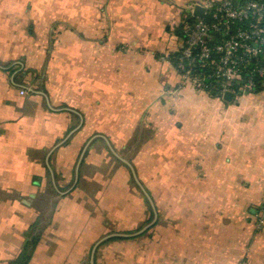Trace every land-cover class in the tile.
Returning a JSON list of instances; mask_svg holds the SVG:
<instances>
[{
	"label": "crops",
	"instance_id": "obj_1",
	"mask_svg": "<svg viewBox=\"0 0 264 264\" xmlns=\"http://www.w3.org/2000/svg\"><path fill=\"white\" fill-rule=\"evenodd\" d=\"M198 1L0 0V264L37 228L29 264H264V90L226 101L161 59ZM148 195L156 253L101 252V215L145 221Z\"/></svg>",
	"mask_w": 264,
	"mask_h": 264
},
{
	"label": "built area",
	"instance_id": "obj_2",
	"mask_svg": "<svg viewBox=\"0 0 264 264\" xmlns=\"http://www.w3.org/2000/svg\"><path fill=\"white\" fill-rule=\"evenodd\" d=\"M195 5L204 8L194 14ZM181 25L182 48L170 61L184 83L237 99L264 90V0H199ZM25 94V90H21ZM255 226L264 229V203Z\"/></svg>",
	"mask_w": 264,
	"mask_h": 264
},
{
	"label": "rangeland",
	"instance_id": "obj_3",
	"mask_svg": "<svg viewBox=\"0 0 264 264\" xmlns=\"http://www.w3.org/2000/svg\"><path fill=\"white\" fill-rule=\"evenodd\" d=\"M21 94V91H20ZM22 95V94H21ZM114 174V172H112V175ZM36 179H33L31 184H30V188L35 189V183ZM129 187V190H132V188H134L135 186L131 183L129 185H127ZM102 188V187H101ZM34 196V195H32ZM48 197V196H46ZM42 203L46 202V200H44V198H41ZM41 203V202H40ZM54 206V205H53ZM44 209H49L50 206L46 205L43 207ZM158 212V210H157ZM51 211L48 212V217H51ZM107 215L105 216L106 221H104V218L101 215V252L105 249H112V250H118L119 249V245H131V247H129V249L132 250V252L135 253V256H144L145 251H150V253L152 252L151 255L155 254L157 251V246H152L153 242H151L153 240V238L151 237L152 234H155V237L157 238V235L160 234L161 232V219L158 213L157 219L155 224H153L152 226H150L148 229H146L143 233L136 235V236H120L122 238H113L115 236H110L107 237L113 233H123V234H132L135 233L139 230H141L143 227H145L148 223H150L152 221L153 218L150 219V216L147 220H143V221H138V222H133L130 223L128 225H124L120 223L119 219H116V217H118L115 212L111 213L110 211H106ZM120 214V212H119ZM149 215V213H148ZM116 216V217H115ZM45 217V216H44ZM154 217V216H153ZM150 219V220H149ZM42 230V231H41ZM33 231V235L35 236H39V238L42 236L43 233V229H32ZM41 231V232H39ZM152 233V234H151ZM33 237V236H32ZM154 237V239H155ZM116 246V247H115ZM99 247H100V243H99ZM114 248V249H113ZM103 253H101L102 255ZM123 255V254H122ZM120 259L119 261L123 262L125 260H127V257L125 255L121 256L119 255ZM113 259V258H112Z\"/></svg>",
	"mask_w": 264,
	"mask_h": 264
},
{
	"label": "water",
	"instance_id": "obj_4",
	"mask_svg": "<svg viewBox=\"0 0 264 264\" xmlns=\"http://www.w3.org/2000/svg\"><path fill=\"white\" fill-rule=\"evenodd\" d=\"M203 13H204V8L200 5H195V9H194V14L197 15V16H203ZM223 98L226 100V101H232L233 100V93L230 92V91H227ZM148 198L151 202V204L153 205V209H154V217L152 219V221L150 223H148L145 227H143L141 230L135 232V233H132V234H123V233H113L107 237H110V236H136V235H139L141 233H143L146 229H148L150 226H152L153 224H155L156 220H157V210L155 209V206H154V203L151 199V197L148 195ZM27 204H29V201H26ZM31 233L30 232H26L25 233V236H26V241H25V244L26 242L28 241L29 237H30ZM103 240V239H102ZM101 240V241H102ZM99 241V243L101 242ZM98 243V244H99ZM96 248V247H95ZM95 251V249H94Z\"/></svg>",
	"mask_w": 264,
	"mask_h": 264
},
{
	"label": "trees",
	"instance_id": "obj_5",
	"mask_svg": "<svg viewBox=\"0 0 264 264\" xmlns=\"http://www.w3.org/2000/svg\"><path fill=\"white\" fill-rule=\"evenodd\" d=\"M239 1H243V0H239ZM187 18H189V17L187 16L183 21H185ZM180 32H181V29H180ZM181 48H182V46H181ZM180 49H179V51H180ZM179 51L173 55L172 54L169 55L173 61L176 60V57L179 54ZM210 94H212L213 96H219V95L214 94V93H210ZM150 212H151V215H150V219H151V218H153L154 213L152 210H150ZM113 238L115 239V238H122V237L115 236ZM38 242H39V236L33 235L32 240L23 248L20 256L12 264H29V262L31 260L32 251L36 247Z\"/></svg>",
	"mask_w": 264,
	"mask_h": 264
},
{
	"label": "flooded vegetation",
	"instance_id": "obj_6",
	"mask_svg": "<svg viewBox=\"0 0 264 264\" xmlns=\"http://www.w3.org/2000/svg\"><path fill=\"white\" fill-rule=\"evenodd\" d=\"M31 235H32V234H31ZM31 235H30V237H31ZM30 237H29V239H28L29 242L32 240V238H31V240H30ZM25 241H26V240H25ZM28 241L26 242V244L29 243ZM26 244H25V245H26Z\"/></svg>",
	"mask_w": 264,
	"mask_h": 264
}]
</instances>
